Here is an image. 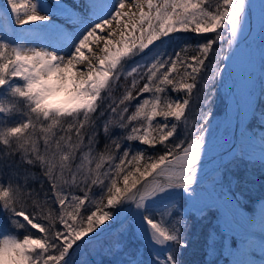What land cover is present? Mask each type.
I'll list each match as a JSON object with an SVG mask.
<instances>
[{"label":"snow or ice","instance_id":"1","mask_svg":"<svg viewBox=\"0 0 264 264\" xmlns=\"http://www.w3.org/2000/svg\"><path fill=\"white\" fill-rule=\"evenodd\" d=\"M253 6L248 0H118L104 19L107 0H91V27L65 9L83 35L63 55L58 50L72 36L54 25L55 31L35 27L51 24L37 0H6L0 16V213L9 231L0 234V264H67L81 241L91 242L114 219L112 209L131 203L143 210L165 198L162 213L143 215L145 238L168 248L164 260L154 257L155 264H181L189 210H180L178 201L195 196L211 117L210 111L193 113V92L197 99L203 94L205 108L211 104L209 89L222 80L238 38L249 29L247 9ZM259 16L264 30V0ZM12 20L19 27L12 28ZM176 33L205 38L190 55L180 48L167 59L122 72L123 61ZM169 89L184 95L169 98ZM146 93L151 99H139ZM101 119L110 143L98 151ZM113 128L122 130L115 139ZM125 142L164 151H121ZM96 188L104 191L93 199Z\"/></svg>","mask_w":264,"mask_h":264},{"label":"rangeland","instance_id":"2","mask_svg":"<svg viewBox=\"0 0 264 264\" xmlns=\"http://www.w3.org/2000/svg\"><path fill=\"white\" fill-rule=\"evenodd\" d=\"M65 3L70 6L69 2ZM76 5L80 14L85 16L84 7L82 8L78 3ZM103 18L107 19L108 17ZM11 27L16 28L19 25L12 20ZM180 34L195 36L193 33H176L157 41L144 53L123 61L122 72L131 71L132 68L140 64L147 66L156 59L169 58L179 46L174 47L173 45V48L168 50L165 48L166 41ZM225 35L227 34L225 33ZM211 36L214 37V34ZM185 40L186 44H191L193 36H189ZM194 46L197 47L198 42L194 43ZM194 46L192 45V48ZM187 47L191 52L192 48L186 45ZM216 47L214 46L210 59L214 57ZM256 48L259 51L256 69L249 72L246 89L242 95L243 102L251 106V116L243 133L247 143L241 146L240 154L234 156L205 184L197 186L194 198L187 200L181 197L178 201L180 210L185 208L189 210L183 216L186 223L184 235L187 247L180 250L178 258L181 264H264V30H261L258 36ZM203 79L207 80L206 74L203 75ZM222 81L223 78L220 82H214V86L210 87L209 93L212 102L207 108L203 106V94L201 93V98L197 99V93L193 92L191 104L193 113L201 110L211 113L207 140L219 129L223 119L226 96L221 90ZM119 83L123 85V79ZM203 87V82H201L198 88L203 89ZM119 91H122V88ZM168 95L169 98H173L182 97L184 94L182 92L173 93L169 89ZM145 98L151 99V94H143L139 99ZM133 103H138V101H133ZM98 123L100 127L97 135V149L103 151L104 144L110 143V141L103 132V119ZM111 131L113 139L122 134V130L119 128H113ZM179 131L182 138V128ZM147 149L151 150L138 142H125L121 151L139 153ZM256 163L260 164L257 167L261 166L263 173L257 172L256 165H254ZM32 174L34 177L40 175L39 169L32 170ZM103 191V188H96L90 195L93 199H97ZM262 194L263 196H260ZM203 202H207V205ZM167 206L168 202L153 205L147 208L146 213L149 215L162 213ZM120 207L112 209L114 214ZM204 209H208L206 213L198 215L199 211ZM176 218L180 219L179 216ZM121 225H124L126 230L119 233L117 229ZM121 225L108 236L103 237V240H108V243L92 244L80 248L77 252H74V249L72 251L74 253H71L67 259V264H155L154 257L164 260L168 248L159 246L161 249L159 252V248L156 249L145 238L146 234L134 214H131ZM209 226L213 232L208 237L205 250L202 247L200 234H204ZM8 231L7 219L0 213V234ZM10 234L16 235L18 231H12ZM37 235L39 234L37 233ZM118 243L119 246H117Z\"/></svg>","mask_w":264,"mask_h":264},{"label":"bare ground","instance_id":"3","mask_svg":"<svg viewBox=\"0 0 264 264\" xmlns=\"http://www.w3.org/2000/svg\"><path fill=\"white\" fill-rule=\"evenodd\" d=\"M42 1H45L46 3ZM5 2L6 0H2L0 3V16L3 15L2 5ZM56 2L57 0H37L39 12L50 16L51 24L36 25L35 27L42 31H55L53 28L54 25L59 29L69 32L72 36L71 43L65 45L58 51L63 55H70L74 50V45L83 35V30L80 24L72 22L71 18L65 13V9H70L82 20L89 21L88 27H91L92 24L96 22L92 18V10L90 7L91 0H61L60 5H57ZM65 2H69L70 6ZM96 2L103 3L104 0H96ZM259 2L260 0H248L250 5H254L253 7H248L247 9L249 29H247L244 34L238 38L239 42L234 51L231 53L229 60L226 62L225 71L222 77L223 81L221 83V90L226 96L223 119L219 129L211 138L207 140L199 180L195 189L197 186L205 184L211 177H213L226 164H224L226 160H230L232 157L240 154L241 146L247 143L243 137V133L251 116V106L249 104L246 105L243 102L242 95L246 89L249 72L256 69L257 58L259 55V51L256 48V41L262 30L259 16ZM76 3H78V5L82 8L84 7L83 10L85 12V16L81 15L79 10H77ZM107 3L109 7L104 17L110 18V15L118 5V0H107ZM67 6L68 8H66ZM251 19L252 22H250ZM24 27L28 28L31 26L25 25ZM249 30L251 31L249 32ZM118 38L119 37L117 36L114 39ZM92 47L95 50L97 46L92 45ZM55 96L61 102L65 98L63 94L59 93L55 94ZM236 124H239V126L237 127ZM165 202H168V199L165 198L149 201L146 203L143 210H137L131 203L121 205L118 212L114 214V219L106 222L107 225L104 227V230L115 225V222L117 220L119 221L125 214H128V217L131 214H134L138 222L141 224L142 230H144L147 236L148 230L147 226L143 222V215L147 214L146 210L148 207ZM203 203L207 205V202ZM154 246L156 249L159 248V246ZM160 251L161 249L159 248V252Z\"/></svg>","mask_w":264,"mask_h":264},{"label":"trees","instance_id":"4","mask_svg":"<svg viewBox=\"0 0 264 264\" xmlns=\"http://www.w3.org/2000/svg\"><path fill=\"white\" fill-rule=\"evenodd\" d=\"M207 35V37L208 36H211L212 34H206ZM189 36H193V40L191 41V44H186V38L187 37H189ZM204 36L203 35H201V36H197V35H191V34H185V35H178V36H176V37H172L171 39H168L167 41H166V43H167V45H166V47L165 48H168V50H170V49H172L173 47V45H174V47L175 46H179L172 54H171V56L172 55H174L175 54V52L177 51V50H179L180 48H186V45L187 46H189V47H191L192 48V45L194 46V43H196V42H198V44L199 43H201V42H203L204 41ZM210 38H212V36L210 37ZM177 39V40H176ZM176 40V41H175ZM178 43V45H175V44H177ZM196 46H194V48H195ZM188 48V47H187ZM191 54V52H189V55ZM123 78H121V80H122ZM170 94V93H169ZM145 151H147L149 154H152V155H157L159 152H162V151H164V149H163V147L162 146H159V145H157V147L156 148H151V150L149 151L148 149L147 150H145ZM254 165H256V170H257V172H259V173H263V169H262V167L261 166H259V167H257L258 165H260L259 163H256V164H254ZM33 171H37L38 169L37 168H33L32 169ZM39 176V175H38ZM33 186L34 187H39V182L38 181H33ZM45 187H46V185H45ZM260 196H263V194L262 195H260ZM259 196V197H260ZM208 229H211V226H209V227H207L206 228V231H205V233H206V235H205V233L204 234H200V240H201V242H202V247L206 250L207 249V242H208V237L211 235V232H213L212 231V229L211 230H208ZM203 236H205V237H203ZM104 238H101L99 241L98 240H92L91 242H86V243H84V244H82V245H80L79 247H77L75 250H74V252H77L80 248H85V247H88V246H90V245H92V244H102V242L101 241H107L108 242V240H103ZM73 252V253H74ZM72 253V254H73ZM204 264V263H203Z\"/></svg>","mask_w":264,"mask_h":264},{"label":"water","instance_id":"5","mask_svg":"<svg viewBox=\"0 0 264 264\" xmlns=\"http://www.w3.org/2000/svg\"><path fill=\"white\" fill-rule=\"evenodd\" d=\"M250 22H252V19L250 20ZM251 30H249V32H250ZM249 34V33H248ZM247 34V35H248ZM236 126L238 127L239 126V124H236ZM228 160H226V162H227ZM225 163V162H224ZM128 218V214H125L124 216H122L121 217V219L118 221H116L115 222V225H113L111 228H109V229H106V230H104L103 232H97L96 234H93L94 236H93V238H92V240L93 239H99V238H101V237H103V236H106V235H108L109 233H111L114 229H116L118 226H120L126 219ZM118 225V226H117ZM117 226V227H116ZM87 241H89L88 240V238H85V240H83V241H81L80 242V244L79 245H81L82 243H85V242H87ZM72 253V251L70 252V254ZM70 254H69V256H70ZM68 256V257H69ZM68 257L66 258V259H68Z\"/></svg>","mask_w":264,"mask_h":264}]
</instances>
